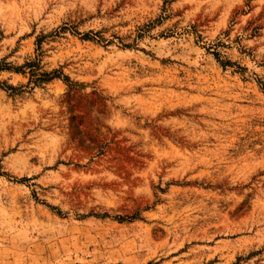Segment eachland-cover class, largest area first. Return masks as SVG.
<instances>
[{
    "label": "rangeland",
    "instance_id": "rangeland-1",
    "mask_svg": "<svg viewBox=\"0 0 264 264\" xmlns=\"http://www.w3.org/2000/svg\"><path fill=\"white\" fill-rule=\"evenodd\" d=\"M40 36L71 87L0 89V264H264V0H0L1 65Z\"/></svg>",
    "mask_w": 264,
    "mask_h": 264
},
{
    "label": "trees",
    "instance_id": "trees-1",
    "mask_svg": "<svg viewBox=\"0 0 264 264\" xmlns=\"http://www.w3.org/2000/svg\"><path fill=\"white\" fill-rule=\"evenodd\" d=\"M93 36H96L94 34ZM141 37L140 35H137L136 38ZM43 36L37 37L35 41L36 49L35 53L36 55L32 59H28L27 61H24L23 64L17 66V67H12L8 66L6 64L1 65L0 64V72L2 71H12L14 73H20V74H25L27 73L29 75V79L26 85L24 86H12L10 84H7L5 80L1 81L0 80V89L8 93V95H18L22 93V88L28 87L30 84L32 87H40L51 80L54 79H61L63 82L68 83V88L71 87V84H69V80L66 76L62 75L61 73L57 72L56 70L51 71V72H37L39 69V63L40 62V54L37 53V50L40 49V44L43 40ZM84 40H94L93 37L90 35L86 34L83 36ZM123 47H129L130 45H122Z\"/></svg>",
    "mask_w": 264,
    "mask_h": 264
}]
</instances>
